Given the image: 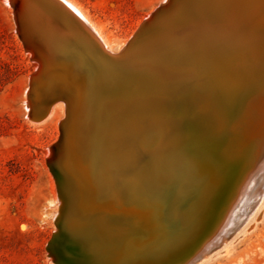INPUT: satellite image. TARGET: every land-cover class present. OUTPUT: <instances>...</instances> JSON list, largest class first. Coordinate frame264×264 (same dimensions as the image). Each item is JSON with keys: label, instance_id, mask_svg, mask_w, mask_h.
Masks as SVG:
<instances>
[{"label": "bare ground", "instance_id": "1", "mask_svg": "<svg viewBox=\"0 0 264 264\" xmlns=\"http://www.w3.org/2000/svg\"><path fill=\"white\" fill-rule=\"evenodd\" d=\"M64 1L79 12L87 30L65 17L57 25L34 5L19 14L25 30L47 47L44 68L39 63L33 73L37 85L29 94V106L34 109L35 98L42 93L48 101L45 116L39 119L44 120L62 100L67 108V137L73 119L92 126L99 116L106 118L105 136L85 153L88 171L113 163L117 149V162L135 168L146 156L143 135L153 144L163 142L154 155H168L150 159L158 173L172 181L183 179L187 187L199 185L190 204L173 211V225L180 232L151 264H205L251 225L264 203V29L260 26L264 0H166L144 35L118 53L75 2ZM26 20L34 21L37 29ZM175 28L182 36L187 29L190 40L180 36L167 46ZM75 45L84 46L93 70L73 65L70 47ZM166 46L181 57L169 58ZM167 60L171 66L159 64ZM96 65L105 79L100 83ZM168 83L184 86L180 101L166 97L169 102L145 110L141 100L150 94L149 88L158 90ZM60 149L57 154L65 152ZM64 198L61 217L70 212V201Z\"/></svg>", "mask_w": 264, "mask_h": 264}, {"label": "rangeland", "instance_id": "2", "mask_svg": "<svg viewBox=\"0 0 264 264\" xmlns=\"http://www.w3.org/2000/svg\"><path fill=\"white\" fill-rule=\"evenodd\" d=\"M71 1L82 9L110 48L118 53L166 0ZM29 20L25 23L33 22L37 29L34 21ZM186 30L182 36L181 29L175 28L167 46L180 36L187 41ZM165 51L168 57L171 55L169 58L181 57L168 47ZM38 64L20 37L13 6L7 0H0V264H117L107 261L109 256H106L123 252L121 245L130 238L140 220L146 225L138 233L142 240H147L148 235L174 236L173 211L190 204V196L198 190L199 183L187 187L183 179L172 181L158 173L150 159L157 157L158 160L168 153L155 156L163 142L153 144L146 135L141 138L146 156L135 168H124L117 162V149L109 166L99 165L93 172L86 170L85 153L94 141L105 136L104 126L108 122L103 115L92 126L73 119L62 146L65 152L58 153L55 161L53 150L61 138L67 108L60 100L48 118L37 121L32 117V113L48 105L42 93L37 94L34 109L28 103L29 94L33 95L31 78ZM159 64L172 65L168 60ZM44 82L42 80L41 85ZM166 85L158 90L149 88L150 94L141 100L145 110L155 109L161 102L165 104L166 97L180 101V90L184 86ZM132 89L128 87V92L132 93ZM62 155L63 160H60ZM57 178L61 180V190ZM62 196L64 202L70 201V212L61 217ZM117 216L120 220L115 219ZM253 219L251 225L233 236L229 246L219 250L205 264H264V203ZM171 228L172 234H168ZM158 243L154 248L160 250L163 244Z\"/></svg>", "mask_w": 264, "mask_h": 264}, {"label": "water", "instance_id": "3", "mask_svg": "<svg viewBox=\"0 0 264 264\" xmlns=\"http://www.w3.org/2000/svg\"><path fill=\"white\" fill-rule=\"evenodd\" d=\"M172 1H174V0H169V2H172ZM11 2H12L14 13H15V18H16V21L18 24L20 37L23 40L27 49L31 50L35 54V56H36L35 59L41 64L42 69L44 68V58H45L44 49L47 47L45 46L44 43L37 41L36 39H33L31 37L30 33L27 32L25 30V28L23 27L22 21L20 20V16H19L21 11H23L24 8L27 7V5H34L35 8L38 11H40L41 13L49 15L51 17V19L57 25L60 23V20H62L63 17H65V19L71 25H73V26L77 25V26L81 27L84 31L87 30V28L89 27L88 24L86 23V21L79 14V12L76 9H74L73 7H71L69 4H67L64 0H11ZM165 7H166V4L163 3L156 11H154L149 16V18H147L141 24V26L139 27L137 32L134 34V36L131 38V40L128 42V44H130L132 42L133 43L137 42L140 39V37H142L144 35V33L149 29L150 23L155 20V18L159 15V13L162 10H164ZM88 31H89V29H88ZM79 46H77V47H76V45L71 46V47L69 46L70 49L73 47L72 48L73 50L70 52L71 59L73 61V65L78 67L79 70H83L87 67H90V69L93 70L94 67L90 64V62L88 61V58L85 55L86 53L84 52V46H81L83 48H81ZM95 69L97 72V74H96L97 76H95V78L100 83L103 81L102 79H104V77H102V75L100 74L101 72L99 71V67L97 65H96ZM34 78H35V76H32V78H31V83H30L31 89H32V87H36V85H37V82H35L36 79L34 80ZM38 110L40 111V112L39 111L38 112L40 114H43V115L36 116V114L38 112L35 111V114L32 113V117L35 120L42 119L45 116V113H46L45 111H47L46 109H38ZM67 127H68V124H64L62 122V125H61L62 135H61L60 140L58 141V143L54 147V150L56 152V154L54 156L55 161H57L56 155H57L58 150L60 148H62V146H64L63 143L67 137V129H66ZM57 182H58V186L60 189V185H61L60 178H57ZM119 218H120V216H117V218L115 217V219L120 220ZM168 222H169V220H168ZM116 224H117V222H116ZM135 227L132 229L130 238L127 239L125 241V243L121 245L123 248V252L115 253L114 255L109 253L107 255V257L109 256L107 261L115 262L117 264H119V263L120 264H123V263L127 264V263H133V262L135 264H151L153 259L159 260V258L157 257L159 248L158 249L154 248L157 244H159L158 242H160L161 245L163 244L166 247H169V245L171 244L170 243L171 240H173V237L178 232H180L179 229L177 230L176 227H174L175 230H173V231L175 232V234H174V236L171 235L172 237H169L165 234L160 235V236H156V237H154L152 235H148L149 238L147 240H142L141 234H138V233L140 231L144 230L143 229L144 227L146 228L145 222L141 223V221H140V224H138L136 228ZM151 229H153V228H151ZM172 229L173 228L169 229V232H167V233L172 234L171 233ZM118 247L119 246H117V248Z\"/></svg>", "mask_w": 264, "mask_h": 264}, {"label": "snow or ice", "instance_id": "4", "mask_svg": "<svg viewBox=\"0 0 264 264\" xmlns=\"http://www.w3.org/2000/svg\"><path fill=\"white\" fill-rule=\"evenodd\" d=\"M260 26H261L262 29H264V18L261 19Z\"/></svg>", "mask_w": 264, "mask_h": 264}]
</instances>
